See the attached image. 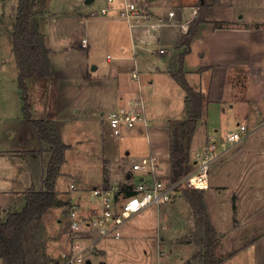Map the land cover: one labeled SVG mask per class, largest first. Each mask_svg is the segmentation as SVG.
<instances>
[{
	"label": "crops",
	"instance_id": "0c3cea01",
	"mask_svg": "<svg viewBox=\"0 0 264 264\" xmlns=\"http://www.w3.org/2000/svg\"><path fill=\"white\" fill-rule=\"evenodd\" d=\"M39 1L37 0L38 5L32 17L37 30H39L36 24V22L39 23L37 19L40 16H44V11L40 10ZM147 1L152 15L163 16L171 24L164 26L159 32L155 33H152L150 28L142 26L130 29L128 24L119 18L116 10H114L111 13L113 16L109 19H101L122 20L126 23L130 39L129 47L123 43L124 39L118 40L117 45H119V50L115 56V62L110 65L109 69L107 68L108 71L104 69L99 75V77L102 74L104 75L103 80L94 74L99 69L97 65H95L96 69L91 68V71L86 68L83 71L82 78L86 81V85L102 81L107 82V84L111 82L115 90L107 96L106 104L112 109L119 108L139 95L144 98L146 88L150 89L151 92H155V89L156 92L163 95L177 97V100L183 104L180 107L182 110H180L181 118L173 117L172 119H168L170 131L173 119H186L188 117L186 92L174 76L179 70V54L183 49L185 36L180 23L185 22L190 24L198 14L199 5L198 0ZM208 2L209 19L200 25L197 36L192 41L190 52L186 55L184 61V69L188 82L197 90L202 91L207 98L204 116L198 120V126L193 135L191 145V156L194 161V167L198 166L201 162L200 155L208 149L209 146L206 143L208 139L220 141L218 135L221 126H213L212 128L209 126L213 121L210 120L218 114L220 116L219 121L221 122V117L223 116L228 121H231L229 119L236 120L238 125L243 123L247 125L248 134L246 137L242 142L234 144L235 147V145L242 144L244 141H249L247 143L248 146L246 145L244 151L241 153H252L254 156H257L255 151L263 148L264 144V0H208ZM120 3L121 1L117 2L116 8H118ZM171 10L174 11V15L169 16ZM217 22L221 23V25L217 26ZM106 29L110 33L114 32V30L110 31L107 26ZM43 34L45 35V33ZM154 44H158L159 46L155 47ZM160 49L164 51H160ZM175 50L176 54L174 53ZM52 54L51 48L50 55L53 75L55 72ZM108 56L111 57L110 54ZM124 66L128 69L124 70ZM135 69L140 71V77L137 80L132 76ZM80 110V108H77L75 114L69 117V119L75 120L73 122L74 125L78 122L77 118L79 117ZM104 113L103 110L100 114L103 115ZM55 121H59L58 124L61 126L62 121L65 120L58 118ZM202 126L204 128L201 136L202 139L201 141L198 140V145L196 146L194 145L197 142L195 137L197 131ZM144 132L145 130L143 131L138 127L137 131L131 133L138 135V133L142 134ZM146 133L148 134V131ZM120 140L115 138L110 139L102 135L97 149L98 157L103 161L105 166L102 181L99 184H94V181L89 180L87 187L78 190L76 202L72 204L79 208L78 211H80V215L83 218V228L86 235H89L88 240L83 241L87 246L83 252L85 257L83 264H108L103 259L110 255L112 256L114 253L122 254L124 256L123 262L125 261L126 264H149L150 262V264H202L200 255H195L198 253V251H194L195 243L188 236L193 235L195 231L196 218L194 211L188 200L183 198V191L179 188H175L171 192L170 200L145 207L141 212L127 218L122 225L106 236H100L99 228L92 226V221L101 212V201L92 192L94 187H131L133 183L140 179L139 175L133 172V166L131 168H121V157L123 155L128 156L130 150L128 147L126 148L122 145ZM170 141L171 139L167 145V162L163 161V151L158 147H156L155 151L151 144H149L147 150V153L152 151L157 154L160 162L159 173L164 178L167 177L168 179H165L168 181H171ZM42 146L43 151H48V144L44 143ZM234 147L216 148V154L212 159V163L221 160ZM36 150L38 151V149ZM0 151L3 150L0 149ZM147 153L143 152L134 156L133 165L139 161L140 157ZM263 159L259 161L260 163L252 164V168L249 167L252 172L246 170L248 175L245 182L253 178L254 168L259 169L256 166L264 169ZM247 166L248 164H246V168ZM13 168L14 163L10 162L5 165L4 170L0 169V218L2 214L6 218L10 212H14L10 211V209L13 207L14 200L18 198V195L26 197L23 194L26 189L24 191L15 190L17 183L14 178ZM231 169L233 168L229 170ZM237 170L242 169L239 166ZM213 172L225 181L229 177H235V175L228 174L225 170L215 167L213 168ZM78 182L80 183L82 180L78 179ZM32 184L28 185V187L27 185L24 186L28 189ZM72 184V187L76 186V184ZM216 199L218 200V198ZM48 212L46 215L50 219L53 217V214L56 215V229L58 230L50 233L54 231L50 229L45 234L46 251L49 255L45 252V257L43 258H46L49 263L65 264V258L63 257L60 262L59 257L61 256L59 255L64 251L69 252L72 249L70 231L68 227L66 231L65 229H61L60 214L62 213L60 212H63V210L60 207L55 210L53 206ZM210 217L213 222L212 216ZM251 218H255V213L251 215ZM213 224L218 231H222L214 222ZM42 229L45 230L43 227ZM163 230L166 231V234H169L170 240L166 241L165 234H162ZM257 237H254L249 242L248 247L261 241L257 240ZM163 242H166L170 246L168 252L162 249ZM154 245H156L157 252L155 255L153 254ZM171 246L174 247L171 248ZM134 247L141 249L139 255L133 253ZM149 248L153 249L151 253ZM57 253H59L58 256H56ZM233 254L225 256L226 258H223L222 264H227L229 258L235 256ZM132 255L136 256V258L132 259Z\"/></svg>",
	"mask_w": 264,
	"mask_h": 264
},
{
	"label": "rangeland",
	"instance_id": "374dc122",
	"mask_svg": "<svg viewBox=\"0 0 264 264\" xmlns=\"http://www.w3.org/2000/svg\"><path fill=\"white\" fill-rule=\"evenodd\" d=\"M18 1L0 0V149L3 150L0 151L2 153L0 154V169L4 170L7 163L13 162L14 178L17 183L15 190L24 191L28 190L24 185L28 187L31 183L34 186L42 187V175L49 162L50 153L36 150L43 146L24 113L23 91L19 87L18 65L16 56H14L12 39L19 6ZM39 3L40 10L44 11V16H40L37 19L39 23L36 22V24L39 30L45 33L46 38H49L48 45L52 48L55 73L50 78L29 79L27 90L30 94L31 112L35 118L65 120L60 122L61 126L56 121L52 122L56 125L58 136L69 145L66 150V162L60 166L56 179V189L64 204L54 206L55 210L59 207L63 210L60 212L62 213L60 214L61 229L66 231L71 221V206L73 202H76L78 190L87 187L89 180L94 181V184H99L102 181L105 166L97 154L102 135L110 139L114 138L106 122L107 113L113 109L106 104V99L115 88L111 82L107 84L105 81L86 85L82 74L86 68L91 71L92 66L97 65L99 69L94 74L103 80L104 75L102 74L101 77L99 75L102 70L109 69L110 65L115 62V56L119 50L118 40L124 39L123 43L129 47L130 39L126 23L122 20H105L113 16L111 14L105 16L100 12L101 7L107 4L105 0H93L91 3L85 0H40ZM106 26L114 32H108ZM84 37L89 38L90 44L83 48L81 43ZM154 46L158 47L159 45L154 44ZM174 53H177L176 50ZM154 91L151 92L146 88V97L143 98L147 119L150 122L148 134L145 131L142 134L133 135L131 132L137 131L138 127H136L126 130L125 136L120 140L121 144L130 150L128 156L121 157L120 166L122 169L124 167L131 168L134 162L133 157L143 152L147 153L149 144L155 151L156 147L161 149L163 161H168L167 145L170 140L168 119L181 118L180 107L183 104L175 96L169 97L156 92L155 89ZM77 108L81 110L77 118L78 122L74 125L75 120L69 119V117L75 114ZM103 110L105 113L101 115ZM219 119L218 114L210 120L213 121L209 126L210 128L221 126L218 138L220 141H226V133L231 129H236L238 124L236 120L229 119L231 121H228L223 116L221 117L222 122ZM203 129L202 126L197 131L195 137L197 142L194 144L196 146L198 140L202 139ZM211 142L212 140L209 138L206 143L209 146ZM248 142L244 141L235 147L233 145L234 148L230 149V147V151L226 153L225 157L211 164L210 188L203 190L208 214L222 230L218 231L220 244L217 248V255L221 259L226 258L225 256L229 254L234 253L233 255H235L229 258L227 264H264V169L256 166L259 169L254 168L253 178L245 182L248 175L246 170L252 172L249 167L252 168V164L260 163L259 161L264 158V144L263 148L255 151L257 156H254L252 153H241L245 146H248ZM246 164H248L247 168ZM239 166L242 170H237ZM214 167L225 170L235 177H229L225 181L213 172ZM229 167L233 169L229 170ZM78 179H81L82 182L79 183ZM72 183L76 186L72 187ZM180 190L182 189L180 188ZM183 198L188 200L184 191ZM25 201V196L18 195L10 211L21 210ZM254 213L255 218H251ZM1 218H5V215L2 214ZM39 223L45 229L40 228L41 239L44 241L40 240L39 244L41 245L38 246L36 252L38 251L37 254L41 256L40 251L44 250L49 255L46 251L44 237L50 229L54 230H51L50 233L58 230L56 229V215L53 214L51 219L45 215L39 219ZM194 226L193 235L188 236L195 243L194 251H198L195 254L198 255L200 254L198 249L202 246L195 241L194 237L197 228L196 220ZM165 232L163 230L162 234H165L166 241H168L171 237ZM256 236H258L257 240L261 241L248 247L249 242ZM169 247L166 242H163L162 249L164 251L168 252ZM173 247L171 246V248ZM153 248L155 255L157 254L156 245ZM140 250L139 247H134L133 253L139 255ZM149 250L151 253L153 249L149 248ZM66 252H62L61 255L57 253L56 256H61L59 257L60 262ZM123 258L122 254L114 253L112 256L101 259L107 261L108 264H126L125 261L123 262ZM134 258L136 256L132 255V259ZM0 264H4L1 258ZM49 264L55 263L50 262Z\"/></svg>",
	"mask_w": 264,
	"mask_h": 264
},
{
	"label": "trees",
	"instance_id": "16d2710c",
	"mask_svg": "<svg viewBox=\"0 0 264 264\" xmlns=\"http://www.w3.org/2000/svg\"><path fill=\"white\" fill-rule=\"evenodd\" d=\"M18 4L12 39L14 56L18 65L19 87L23 91L24 113L40 142L48 144L50 157L43 174V186L38 188L32 185L28 188L24 192L26 201L22 209L10 212L5 219L0 220V258L3 259L4 264H49V261L43 258L44 250L40 251L41 256L37 254L38 251L36 252L42 240V233H40L42 226L39 219L49 213V209L57 205V200L60 199L56 190V179L60 166L66 162V150L69 145L56 133V125L52 122L55 120L35 118L32 115L27 81L32 78H50L52 75L51 48L48 46L46 36L37 30L32 21L34 10L38 5L37 0H19ZM198 5V14L190 22L184 36L183 49L179 54V70L174 74L187 95L188 117L171 121L169 157L173 183L189 175L195 168L191 156V145L198 120L204 116L207 105L206 95L188 82L184 69L185 57L190 52L192 41L197 36L200 25L209 19L208 0H198ZM216 25L219 26L221 23L217 22ZM38 151H43V148ZM182 191L194 209L197 226L194 237L195 241L202 246L199 248V255L203 264H222L223 258L217 255L220 244L219 232L208 214L204 202V191L188 187H183Z\"/></svg>",
	"mask_w": 264,
	"mask_h": 264
},
{
	"label": "built area",
	"instance_id": "2783aa9c",
	"mask_svg": "<svg viewBox=\"0 0 264 264\" xmlns=\"http://www.w3.org/2000/svg\"><path fill=\"white\" fill-rule=\"evenodd\" d=\"M100 12L103 15H109L116 10L117 16L124 20L130 29L136 27H148L152 33L159 32L164 26L170 25L163 16H154L148 8L147 0H105ZM121 1L118 8L117 2ZM174 15V11L169 12V16ZM183 33L189 29V24L181 23ZM90 40L84 37L81 45L88 47ZM160 51H164L160 49ZM134 79L140 77V71L134 70L132 74ZM106 122L109 125L110 133L115 139H121L128 129L139 127L141 130L148 131L150 122H148L146 107L141 95L129 100L119 108L113 109L107 113ZM248 134L247 125L240 124L236 129L229 130L226 133V141L212 140L208 149L200 155L201 162L192 172L173 183L166 180L159 173V157L157 154L149 151L143 155L138 162L133 165V172L137 173L140 179L133 183L131 188L123 187H94L93 194L101 201V212L92 221V226L99 228L100 236H106L114 229L123 224V222L151 204H158L170 200L171 192L175 188H196L206 190L209 187V171L212 170V159L215 157V150L218 147L223 149L237 144ZM199 158V159H200ZM72 186H74L72 184ZM129 191V192H128ZM76 205L71 206V221L69 225L72 238V249L63 254L65 264H83L85 257L83 252L87 246L84 240H88L83 228V218L80 215Z\"/></svg>",
	"mask_w": 264,
	"mask_h": 264
},
{
	"label": "water",
	"instance_id": "95a60500",
	"mask_svg": "<svg viewBox=\"0 0 264 264\" xmlns=\"http://www.w3.org/2000/svg\"><path fill=\"white\" fill-rule=\"evenodd\" d=\"M85 1L88 2V3H91V1H93V0H85ZM92 68H93V69H96V66L93 65ZM63 203H64L63 200H61V199H58V200H57V204H58V205H61V204H63ZM104 264H105V263H104Z\"/></svg>",
	"mask_w": 264,
	"mask_h": 264
}]
</instances>
